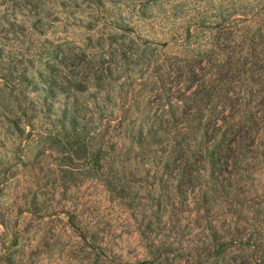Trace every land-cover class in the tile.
<instances>
[{"label": "rangeland", "instance_id": "obj_1", "mask_svg": "<svg viewBox=\"0 0 264 264\" xmlns=\"http://www.w3.org/2000/svg\"><path fill=\"white\" fill-rule=\"evenodd\" d=\"M205 50L215 98L186 122L183 60ZM51 73L63 91L43 86ZM212 114L264 122V0H0V264L263 257L247 241L214 253L238 211L247 239L264 238V124L225 191L213 192L209 167L193 184L168 164L202 147Z\"/></svg>", "mask_w": 264, "mask_h": 264}, {"label": "trees", "instance_id": "obj_2", "mask_svg": "<svg viewBox=\"0 0 264 264\" xmlns=\"http://www.w3.org/2000/svg\"><path fill=\"white\" fill-rule=\"evenodd\" d=\"M195 59L192 60H183L184 70L187 75L188 86L186 88V92H190L191 95H186L185 98L189 102V111L190 113L186 114V122H190L191 118L198 115L200 112L201 119L204 120V112L206 110L205 107L211 106L212 101L215 98V80L212 78H207L209 75V69L205 63L210 64L215 67V52L205 50L204 52H199L198 55L195 56ZM214 60V61H212ZM246 65L245 63H243ZM52 72V71H51ZM65 78L63 76L56 75L55 73H51V75H47L42 77L41 82L43 86L50 89L49 93H55V91H63L62 82ZM32 83V82H31ZM34 84V83H33ZM35 85V84H34ZM194 88V89H193ZM33 92H48L45 88H41L38 85L32 90ZM25 113L27 115H23L30 119L36 113H39L37 109L36 102L34 100H29L27 106L25 108ZM194 113L196 115H194ZM207 118V117H206ZM205 118V120H206ZM262 119L251 118L248 120H233L231 117H223V119H217L215 123V115L212 114L206 123L201 125L203 136L201 137L202 147H199L194 150H190L189 146H184L179 151L175 150L174 159H169V166L174 164L175 168H177L178 172L181 171L182 167L183 171L181 172L184 177L182 181H188L190 183L196 184L200 180L203 179V175L207 172V167L211 170L210 179L213 182V192L218 193L220 191H225V187L223 185V181L226 182L228 177L231 179L236 177L235 171L238 170V176H243V170L246 165V161L248 160V153L250 152V148L256 147L258 148L259 144L257 142L259 140V130L262 129L261 121ZM77 120L73 118V122ZM78 122V121H77ZM16 127H19V121L16 119L15 121ZM74 133L77 132V129L74 128ZM85 129V133H90L92 129H87L83 127L82 130ZM216 132L219 134L218 141H215ZM156 142V143H155ZM151 144H158L157 141H150ZM235 225L231 228L230 239L227 241L225 239H219L222 241L220 243L217 242V238H215V255H224L230 252L231 249L242 247L246 249L249 245L261 247V250L264 248L261 240L263 235L261 230L255 232V234L250 235V238L247 239V232L241 230V225L238 224V220H243L244 213L242 211L236 212ZM216 236L219 238H225L222 234L216 232ZM251 238L253 239V243L250 244ZM248 242V245L245 242ZM217 242V243H216ZM263 257L252 259L250 264H257L259 261H264V251Z\"/></svg>", "mask_w": 264, "mask_h": 264}]
</instances>
